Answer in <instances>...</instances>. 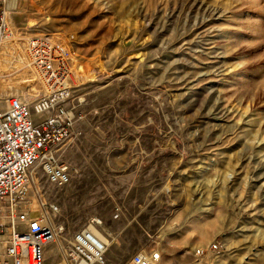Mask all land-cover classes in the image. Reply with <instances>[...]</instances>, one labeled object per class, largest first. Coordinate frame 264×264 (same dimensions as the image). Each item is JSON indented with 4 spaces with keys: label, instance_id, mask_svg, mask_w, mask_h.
<instances>
[{
    "label": "rangeland",
    "instance_id": "1",
    "mask_svg": "<svg viewBox=\"0 0 264 264\" xmlns=\"http://www.w3.org/2000/svg\"><path fill=\"white\" fill-rule=\"evenodd\" d=\"M18 4L8 20L22 40L68 42L81 100L79 135L60 149L71 181L52 183L41 165L30 178L25 205L64 228L45 264H62L94 216L105 264L140 252H158L153 264H264V0ZM24 72H0L12 77L2 98L43 91L33 69L22 88ZM214 241L220 251L196 255Z\"/></svg>",
    "mask_w": 264,
    "mask_h": 264
},
{
    "label": "built area",
    "instance_id": "2",
    "mask_svg": "<svg viewBox=\"0 0 264 264\" xmlns=\"http://www.w3.org/2000/svg\"><path fill=\"white\" fill-rule=\"evenodd\" d=\"M8 1L0 0V61L3 44L13 33ZM23 42L24 65L35 69L43 91L33 97L11 93L2 99L0 94V242L6 243L0 264H45L46 246L59 239L63 226H56L39 208V214L33 216L25 204L32 170L37 165L58 186L71 181L72 168L61 160L60 149L79 135L76 124L82 117L78 112L81 100L76 101L75 95L77 72L68 42L51 33L37 34ZM78 68L83 71L82 65ZM51 208L59 210L54 204ZM102 225V219L94 216L77 230L63 250L62 264H105L107 243L98 229ZM222 247L214 241L207 248L197 249L196 255L205 257ZM158 258V252H140L133 256L132 263L153 264Z\"/></svg>",
    "mask_w": 264,
    "mask_h": 264
},
{
    "label": "bare ground",
    "instance_id": "3",
    "mask_svg": "<svg viewBox=\"0 0 264 264\" xmlns=\"http://www.w3.org/2000/svg\"><path fill=\"white\" fill-rule=\"evenodd\" d=\"M18 5H19L18 4V0H9L8 1L7 6H8V17L9 18H10V12H11L10 10L12 9V7L17 8ZM12 31H13V33L10 36V38H8V40L6 42H4V44H3L1 61H0L1 62L0 63V69H1L0 71H3V73L6 74L9 70H11L12 66L14 68H20V69L25 68V72H27V74L24 72L22 74L23 79L21 80L22 88H24L28 84L27 83L28 82V77H27L28 76V69H31V70L32 69L35 70V69L33 67H27L26 68V66L24 65V62H23L24 60H23V57H22L24 52H23V50H22V48L20 47V44H19V41L22 40L23 37H21L14 30H12ZM23 41H25V40H23ZM76 77H78V76H76ZM11 79H12V77L11 78H3V79L0 78V88L3 87V82H8ZM38 80H39V77L37 76V79L33 81L32 85L33 86H37L40 83ZM37 90H35V92ZM104 240L106 241V243H108L106 238H104Z\"/></svg>",
    "mask_w": 264,
    "mask_h": 264
},
{
    "label": "crops",
    "instance_id": "4",
    "mask_svg": "<svg viewBox=\"0 0 264 264\" xmlns=\"http://www.w3.org/2000/svg\"><path fill=\"white\" fill-rule=\"evenodd\" d=\"M30 209L32 210V214H33V212H37V211H36L37 208H30ZM108 231H109V230H108ZM0 239H1V237H0ZM0 241H1V240H0ZM5 245H6L5 242H0V259L4 256ZM45 249L49 250V252L54 251V248H53V247L49 248V244L46 246Z\"/></svg>",
    "mask_w": 264,
    "mask_h": 264
}]
</instances>
